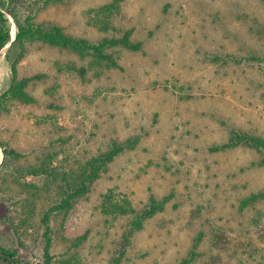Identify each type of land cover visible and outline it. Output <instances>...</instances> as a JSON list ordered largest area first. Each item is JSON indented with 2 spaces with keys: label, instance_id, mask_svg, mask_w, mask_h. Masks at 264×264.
I'll use <instances>...</instances> for the list:
<instances>
[{
  "label": "rangeland",
  "instance_id": "rangeland-1",
  "mask_svg": "<svg viewBox=\"0 0 264 264\" xmlns=\"http://www.w3.org/2000/svg\"><path fill=\"white\" fill-rule=\"evenodd\" d=\"M19 3L23 18L93 44L132 30L143 49L111 50L121 69L40 42L23 56L2 50L0 96L15 76L43 77L27 88L35 102L10 100L0 111V144L19 154L0 161L1 245L19 248L20 264H42L50 212L54 264H180L196 242L191 264H264V200L241 209L264 191V166L255 165L262 154L246 146L211 151L231 128L264 138V2ZM135 138L72 209L53 212L62 175L79 176L114 141ZM110 191L137 211L151 196L170 199L130 236L131 216L102 212Z\"/></svg>",
  "mask_w": 264,
  "mask_h": 264
},
{
  "label": "trees",
  "instance_id": "trees-1",
  "mask_svg": "<svg viewBox=\"0 0 264 264\" xmlns=\"http://www.w3.org/2000/svg\"><path fill=\"white\" fill-rule=\"evenodd\" d=\"M6 1L5 6L0 8V53L2 50L10 45L17 47L20 56H23L27 50V44L40 42L50 47L58 48L60 50L69 51L77 55L82 60L91 56L95 59L96 64L105 66L108 69H121L116 57L111 50L116 48H124L132 52H140L143 49L142 42H135L132 40L133 31L127 30L120 37L104 38L98 44L90 43L83 38H77L69 35L65 30L55 24L45 25L36 23L35 17L27 16L23 18L20 14L19 0H3ZM66 0H50L53 3L64 2ZM264 2V0H262ZM17 24V32L15 39L12 40V21ZM81 76H86L88 68L82 66L77 69ZM43 75H36L33 77L13 78L12 84L0 96V111L4 103L10 100H16L23 103H33L35 98L27 91L29 85L36 79L42 78ZM139 142L138 138L131 140L127 143H119L114 141L110 149L94 157L89 161L79 176H72L69 174L62 175L61 185L59 189L62 191L61 201L52 209L53 212H68L73 208L74 204L80 198L86 196L91 186L107 171L108 166L121 154L127 150L134 149ZM240 146H246L255 149L262 154V159L258 166H264V138L244 132L237 128L230 129L229 140L226 144L211 148L213 152H222L228 149H234ZM4 156L6 160L9 156L18 157L19 154L13 149L8 148L5 144H0V161ZM6 161L2 164L1 168L5 165ZM169 197L157 200L151 196L149 203L142 211H137L133 208L129 199L117 197L113 191L104 195L102 203V212L108 215L131 216L129 235H133L135 231H140L144 227L145 221L154 217L156 214L164 212L166 205L169 202ZM264 200V191L253 193L241 201V209L256 204ZM51 210V212H52ZM52 214L46 213L43 217L44 225V248H43V263L54 264L55 256L52 254L54 241ZM79 239V243L85 240ZM198 246V242L194 244V248L190 253L188 259H184L180 264H191L194 260L196 253L194 249ZM19 248H5L0 243V260H4L8 264H20L18 256ZM119 260L115 261L114 264Z\"/></svg>",
  "mask_w": 264,
  "mask_h": 264
}]
</instances>
